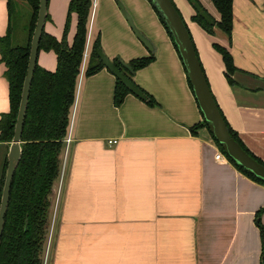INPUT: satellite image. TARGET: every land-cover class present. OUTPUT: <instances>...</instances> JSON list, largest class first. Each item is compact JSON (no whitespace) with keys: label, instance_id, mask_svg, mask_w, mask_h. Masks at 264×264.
<instances>
[{"label":"crops","instance_id":"0c3cea01","mask_svg":"<svg viewBox=\"0 0 264 264\" xmlns=\"http://www.w3.org/2000/svg\"><path fill=\"white\" fill-rule=\"evenodd\" d=\"M173 1L226 120L264 161V0H234L232 42L221 29L210 35L194 22L188 0ZM14 2L21 8L26 3ZM119 2L151 40L152 50L139 40ZM69 4L48 3L44 30L58 40ZM213 5L205 7L219 20ZM9 23V0H0V36ZM76 29L74 14L70 44ZM98 34L112 60L128 63L155 55L134 81L158 105L128 94L117 107L115 75L107 68L85 75ZM214 43L232 53L239 68L232 76L235 84L229 83ZM85 54L71 108L72 142L62 149L61 174L53 186L44 264H260L264 212L260 219L257 212L264 208V185L228 158H216L222 150L207 126L194 129L202 113L179 53L149 0H93ZM37 63L53 72L57 54L40 50ZM6 69L0 55V117L11 107ZM7 147L0 143V152L6 154Z\"/></svg>","mask_w":264,"mask_h":264},{"label":"trees","instance_id":"16d2710c","mask_svg":"<svg viewBox=\"0 0 264 264\" xmlns=\"http://www.w3.org/2000/svg\"><path fill=\"white\" fill-rule=\"evenodd\" d=\"M25 1L31 8L29 12L17 6L14 0H9L10 23L7 34L0 36V55L1 61L7 67L6 77L9 81L11 103L10 111L0 117V143L7 145H10L15 134L21 95L28 69L31 41L39 10V0ZM188 1L194 9L192 16L194 22L210 35L215 34L216 28L221 29L232 42L234 0H211L220 14L219 20L208 11L200 0ZM149 2L177 49L163 15L151 0ZM92 6L93 0H70L64 36L61 40L48 34L45 30L43 31L39 51L53 50L57 54L58 64L57 69L53 72L42 68L38 63L36 65L22 133L23 154L14 175L5 218L0 247V264H44V253L50 227L51 195L54 183L61 174L60 155L65 146V140L69 136L71 108L76 101L79 77L85 59ZM72 14L77 16V29L73 42L70 44L68 33ZM213 46L223 57L229 83L235 84L236 81L232 76L239 68L235 65L232 53L228 48L217 43H214ZM101 48V37L98 34L92 42V49L87 59L86 76L106 68L98 55ZM154 58L155 55L151 54L132 59L128 63L119 58H114L113 62L129 80L136 84L134 75L138 70L150 64ZM136 85L143 90L138 84ZM190 86L192 89L191 83ZM143 91L147 95V100H145L147 103L152 106L158 105L151 95L145 90ZM128 94L133 93L116 78L115 106L120 107ZM226 122L232 136L251 156L264 164V161L245 145L238 132L229 125L227 120ZM203 126L208 127V122L204 118L202 123L197 124L194 129ZM212 137L214 138L213 135ZM214 140L216 141L215 138ZM217 144L223 151L222 146L218 142ZM7 155L8 153L5 155L0 173V203L8 166ZM228 159L237 169L264 185V181L238 165L230 157ZM263 212L264 208L260 209L257 212V218L260 219ZM259 226L263 239L260 264H264V227L261 220Z\"/></svg>","mask_w":264,"mask_h":264},{"label":"water","instance_id":"95a60500","mask_svg":"<svg viewBox=\"0 0 264 264\" xmlns=\"http://www.w3.org/2000/svg\"><path fill=\"white\" fill-rule=\"evenodd\" d=\"M158 11L163 15L177 46L179 56L185 67L188 80L192 85V90L200 108L203 118L208 122V129L216 141L222 146L223 153L233 159L238 165L245 168L248 172L264 181V164L251 156L243 146L232 136L227 122L215 99L209 85L207 76L202 66L201 59L197 53L196 46L183 19L173 0H151ZM126 19L139 40L150 50L153 49L151 40L137 28L132 16L119 2ZM48 16V0H39L38 17L31 41V49L27 74L24 80L15 134L10 144L8 152V166L0 203V247L5 226V218L9 207L10 194L15 172L22 158L23 149L21 146L22 133L25 117L28 108L30 90L34 73L37 65L40 41L44 31ZM98 55L105 67L112 72L130 91L143 100H147V95L136 84L129 80L115 65L113 60L105 54L103 49H99Z\"/></svg>","mask_w":264,"mask_h":264},{"label":"rangeland","instance_id":"374dc122","mask_svg":"<svg viewBox=\"0 0 264 264\" xmlns=\"http://www.w3.org/2000/svg\"><path fill=\"white\" fill-rule=\"evenodd\" d=\"M202 3H204V5L206 6V4H205V1H206V3H207V6L209 5V3L211 4L212 2H211V0H200ZM48 3H49V0H48ZM206 6V7H207ZM214 6V5H213ZM21 9H23L24 11H27V12H29V10L31 9L30 8V6L27 4V3H23V7L21 8ZM27 12H25V13H27ZM74 19V14H72L71 15V22H72V20ZM71 24V23H70ZM8 148H9V145H8V147H7V151H6V153H8ZM0 154H2V156L0 155V173H1V171H2V166H3V164H2V162H4V158H5V153L4 152H0ZM56 185H58V183L56 184ZM52 195H53V193H52ZM51 195V199L53 200V196ZM52 225V224H51ZM49 229H50V232H51V229H52V227H49ZM45 261H46V259H45V256H44V263H45Z\"/></svg>","mask_w":264,"mask_h":264},{"label":"built area","instance_id":"2783aa9c","mask_svg":"<svg viewBox=\"0 0 264 264\" xmlns=\"http://www.w3.org/2000/svg\"><path fill=\"white\" fill-rule=\"evenodd\" d=\"M86 58H87V54H85L84 63H85V61H86ZM84 67H85V66L83 65L82 70H84ZM71 142H72V138H71V136H68L67 139L65 140V144L69 145ZM110 143H116V141L113 140V141H110ZM216 158H217L218 160H220V159H226L227 156H226L222 151H219V152L217 153V155H216Z\"/></svg>","mask_w":264,"mask_h":264}]
</instances>
